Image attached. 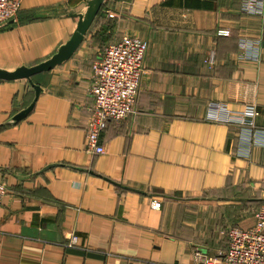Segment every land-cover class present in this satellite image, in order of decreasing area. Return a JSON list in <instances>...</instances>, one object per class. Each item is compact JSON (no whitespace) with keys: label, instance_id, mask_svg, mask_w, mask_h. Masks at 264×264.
<instances>
[{"label":"crops","instance_id":"0c3cea01","mask_svg":"<svg viewBox=\"0 0 264 264\" xmlns=\"http://www.w3.org/2000/svg\"><path fill=\"white\" fill-rule=\"evenodd\" d=\"M87 1L20 0L0 25V70L49 59ZM241 2L105 0L70 58L32 80L0 78V264H195L196 248L225 251L230 227L253 226L264 200V17ZM126 35L149 43L136 110L108 121L105 152L90 154L92 64ZM243 38H262L259 61L240 56ZM247 106L253 126L236 121Z\"/></svg>","mask_w":264,"mask_h":264},{"label":"built area","instance_id":"2783aa9c","mask_svg":"<svg viewBox=\"0 0 264 264\" xmlns=\"http://www.w3.org/2000/svg\"><path fill=\"white\" fill-rule=\"evenodd\" d=\"M20 0H0V25L16 17ZM241 11L264 17V0H242ZM113 16L112 13H109ZM222 31L220 34H227ZM262 38H243L240 56L251 61L260 60ZM148 42L136 35H126L120 40L108 42L101 55L92 64L90 94L93 105L86 127L85 151L90 154L105 152L101 135L108 121H120L136 110V102L143 78V64ZM213 60L211 56L210 61ZM258 111L247 106L239 114L237 122L254 125ZM218 119L219 115L212 116ZM8 186L0 182V205L8 192ZM153 205L160 206L158 200ZM228 248L218 253L204 249L194 250L195 264H264V200L255 213V223L250 228L232 226L227 231ZM78 237H68V246H74Z\"/></svg>","mask_w":264,"mask_h":264},{"label":"water","instance_id":"95a60500","mask_svg":"<svg viewBox=\"0 0 264 264\" xmlns=\"http://www.w3.org/2000/svg\"><path fill=\"white\" fill-rule=\"evenodd\" d=\"M105 0H88L85 12L75 14L78 16V23L75 31L71 37L62 44L56 53H54L49 59L36 64L34 66H20L14 71L0 70V78L2 79H16V78H28L32 80V77L40 72L50 70L56 65L62 63L72 56L77 48L82 43L85 35L87 34L90 26L94 22L98 13L100 12L102 5ZM37 88V94L40 92V87L35 85ZM33 102L26 109L20 112L14 119H18L25 116L34 106Z\"/></svg>","mask_w":264,"mask_h":264},{"label":"rangeland","instance_id":"374dc122","mask_svg":"<svg viewBox=\"0 0 264 264\" xmlns=\"http://www.w3.org/2000/svg\"><path fill=\"white\" fill-rule=\"evenodd\" d=\"M149 44V43H148ZM143 71H144V64H143Z\"/></svg>","mask_w":264,"mask_h":264}]
</instances>
